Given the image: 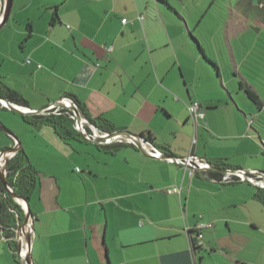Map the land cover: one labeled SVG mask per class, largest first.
I'll list each match as a JSON object with an SVG mask.
<instances>
[{"label": "crops", "instance_id": "obj_1", "mask_svg": "<svg viewBox=\"0 0 264 264\" xmlns=\"http://www.w3.org/2000/svg\"><path fill=\"white\" fill-rule=\"evenodd\" d=\"M188 1L13 0L0 29V80L23 107L76 98L92 118L150 138L160 152L261 172L264 80L240 59L247 44L235 45L249 28H192ZM245 14L228 19L249 24ZM196 103L204 118L193 122L188 106ZM0 125L17 134L38 171L28 199L34 264H264V191L253 185H223L210 171L192 173L134 147L111 154L82 137L64 141L7 108ZM14 142L0 136V150ZM198 224L211 227L193 251L186 228ZM6 245L0 236L8 257Z\"/></svg>", "mask_w": 264, "mask_h": 264}, {"label": "trees", "instance_id": "obj_2", "mask_svg": "<svg viewBox=\"0 0 264 264\" xmlns=\"http://www.w3.org/2000/svg\"><path fill=\"white\" fill-rule=\"evenodd\" d=\"M57 17L58 16L52 19V23L56 22ZM247 94L254 103L256 104L259 103V98L257 97L256 94H254L251 91H248ZM0 96L17 105L27 106V101L16 91H13L9 87H7L1 80H0ZM74 102L79 108L81 114L85 118H87L93 125H95L99 130L106 133H112L116 131V128L108 119H106L103 116L92 118L89 115V111L84 103H82L76 98L74 99ZM25 118L32 124L42 123L53 128L56 134L64 141L72 138L79 139V137H81V135L74 128V120L71 118V112L69 110H60L56 114H54L53 112H49L48 114L45 115H37L30 118L25 116ZM190 119L192 120L191 117ZM146 139L152 142L150 138H146ZM122 146L134 147L127 143H117V144L105 145L100 147L109 150L111 154H115V151ZM7 173H8L7 182L9 186L13 188L14 193L19 195V197L21 196L28 200L30 194H32L33 190L36 187L38 171L31 164L29 157L22 149L19 150V152L15 155V157L8 162ZM222 175H223L222 173L210 171L209 179L213 181L215 180L217 183H221L223 185H230L233 184L235 181L249 183L247 181H241L238 179H234L231 182L224 183L221 180ZM249 184L253 185L251 183ZM253 186L256 187L259 191H264L263 188L260 189V187L258 186L255 185ZM5 194H6V190L0 180V229L3 230L4 235L7 238V243L11 248V250L13 252H16L18 250V244L14 240L15 230L17 229L18 224L22 225V223H24L25 216L20 206L12 199V197L10 195L5 196ZM181 194L182 193H180L179 195L181 196ZM257 196H259L260 198L259 194H257ZM195 228L194 229L189 228L190 229L189 233L186 232L187 237L189 236V238L191 237L193 238L196 236V233L198 231L195 230ZM189 238L188 241L190 245ZM203 244L204 242L202 240V246H200L199 248L203 247ZM15 258L19 259L16 253H15Z\"/></svg>", "mask_w": 264, "mask_h": 264}, {"label": "rangeland", "instance_id": "obj_3", "mask_svg": "<svg viewBox=\"0 0 264 264\" xmlns=\"http://www.w3.org/2000/svg\"><path fill=\"white\" fill-rule=\"evenodd\" d=\"M188 4H189L188 6L190 8V11H192L191 12L192 17L195 19V20H188L187 19V22H189V24L192 28H194V26H198L197 24L199 22L201 24V26H200L201 28H205L208 30H215L216 28L219 29L220 26L222 28L223 27H231L230 25L239 27L241 29L242 28L243 29L249 28V32L247 33V37L246 38L242 37L240 39V41L235 42V45L239 46V45H243V44L246 45L247 44V48L244 50V52L246 53V56L244 58L243 57L240 58V56H239V58L241 60L247 61L246 65H247V67L249 65L251 71H252V64L251 63L253 62V69H254V73L252 72L253 77L258 81H260V78L262 80H264V69L262 66L263 64H261V63H264V0H191V1H188ZM234 12L238 13V14H242V12L251 13V15L245 14L247 17L250 18V23L249 24L244 23L242 25L239 20L234 22L233 18L228 19L232 14H234ZM201 19H202V21H201ZM224 19H225V21H224ZM142 20L143 19H141V21ZM230 31L231 30L229 29L228 33ZM229 34H226V35H229ZM244 34H246V33L244 32ZM240 54L241 53L239 52L238 55H240ZM257 85H258V87L262 86L261 90H259V91H264V85L263 84H257ZM8 128H10V127H8ZM74 128L77 131L76 127H74ZM1 131H0V136L5 137L6 134L3 131L2 132ZM258 141H259L260 146H263V149H264V145H263L264 143L261 144L260 140H258ZM111 144H114V143L111 142ZM111 144H109V145H111ZM99 145L105 146L104 144H99ZM8 148L9 147H6V149H8ZM6 149H3L1 147V150H6ZM125 151H127V148H120V150H119L120 154H118V157L122 161H125L126 160L125 158L127 157ZM3 156L1 157V159L3 158ZM263 162H264V159H263ZM120 164L123 165V167H125L126 171H129L130 173H132V170H130V165H128L126 163V166H124V164L121 162H120ZM103 167H104V165H103ZM106 169L107 168H105V170ZM258 169H259V171L264 172L263 169H261V168H258ZM234 170H243V169H234ZM207 171H208V169H207ZM226 171H227V169H226ZM225 173L226 172H224L222 174H225ZM260 179L261 178L255 177L256 182L257 181L259 182ZM263 181H264V179H263ZM260 189H262V188H260ZM17 231H18V229L15 231V237H16ZM0 236L2 237V235H0ZM24 238H26V237L24 236ZM3 240H5V239H3ZM5 242H6V240H5ZM6 246H7L8 252H9L7 254H8V257L11 260V262L9 261L8 257H5L4 255H0V264H6V262H7V264H25L24 260L21 261L20 258L19 259L15 258V253L17 255L18 250L16 252H13L8 247V245H6ZM22 250L24 252V248Z\"/></svg>", "mask_w": 264, "mask_h": 264}, {"label": "water", "instance_id": "obj_4", "mask_svg": "<svg viewBox=\"0 0 264 264\" xmlns=\"http://www.w3.org/2000/svg\"><path fill=\"white\" fill-rule=\"evenodd\" d=\"M13 4V0H6V7H5V13L3 16L2 21L0 22V29L5 26V24L8 21L9 15H10V11H11V7ZM66 99V98H65ZM72 101V103H70L69 105H63V101L62 99L58 100L57 102L49 105L47 108L42 109V110H32L29 108L23 109V106H19L17 104H14L12 102H10L9 100L3 98L2 96H0V103L4 104L10 111L20 114V115H24V116H34V115H42L44 114L46 111L49 110V108H56V109H65V110H69L70 112H72V114L75 116V126L77 127V131L79 132V128L83 122L84 117L82 116L81 112L79 111V108L77 107L76 103L74 102V100L70 99ZM22 107V108H21ZM94 128L97 130V127L94 126ZM0 129L6 133L7 135L13 137V139L15 140L14 145L11 148H8L4 151H6L8 153L5 161H4V165L2 170L0 171V180L5 188V190L11 195V197L13 199L16 198H21L24 203H25V207H23L26 211L25 213V219H24V223L22 226L19 227L16 237H17V244L19 248H22V232L23 229L25 227V225L30 221V219H32V213H31V208L29 205V201L23 197H19V195L15 194L13 191L8 190L9 189V185L7 182V177H6V169H7V164L9 162V160L11 159V157L13 156V154H16L20 148V141L17 137V135L12 132L11 130L7 129L5 126L0 125ZM80 134V132H79ZM81 135V134H80ZM81 137L84 139V137L81 135ZM115 137H123V138H127L129 140H133L137 146V148L139 149V151L141 152L142 155L152 158L148 152H146L142 145L146 142H149L148 139L133 134L131 132L128 131H115L112 133H106V136H94L93 139L87 140L91 143H94L96 145L98 144H102L103 141L105 140H112ZM173 158H177L175 156H171L168 155L166 153L160 152V158H157L158 160H169L171 161ZM207 169L208 171H212V172H220V173H224L226 172L225 169L219 168L215 165H213L212 163L207 162ZM235 171V170H234ZM248 171V170H245ZM262 173V172H261ZM32 228H33V223H32ZM32 233H33V229H32ZM32 233H28L25 237H26V244H27V248L28 250L24 253L22 259L24 260L25 264H33L32 258H31V249H32Z\"/></svg>", "mask_w": 264, "mask_h": 264}, {"label": "built area", "instance_id": "obj_5", "mask_svg": "<svg viewBox=\"0 0 264 264\" xmlns=\"http://www.w3.org/2000/svg\"><path fill=\"white\" fill-rule=\"evenodd\" d=\"M139 19H143V17H140ZM124 24L127 23V20L124 19L122 21ZM63 102L68 101L70 103H72V101L70 99H63ZM58 111V110H56ZM188 111L190 114V117L192 118L193 122L198 121L199 119L204 118V113L202 111V108L200 107V105L196 104H192L190 106H188ZM71 118L75 121V116L73 114H71ZM76 127V126H75ZM77 129V127H76ZM78 130V129H77ZM79 132L80 134L84 137L85 140H90L93 139L94 136L98 135V136H106V133L99 130V129H95L93 125H91V123L87 120V119H83V122L79 128ZM123 142V138L121 137H115L112 140H105L102 142V144L104 145H109L111 144V142ZM129 143H135L133 140H127ZM143 147L149 148V155L152 158H160V151L155 148L151 143L146 142ZM172 163L178 165V166H182L184 168H189V170L194 173V172H208L207 171V163L204 159L197 157L195 155H189L187 157H183V158H173ZM255 177L257 178H261L259 180V182L255 181ZM234 179H238L241 181H247L255 186H258L260 188H264V173L258 172V171H245V170H227L225 174H223L221 176V180L222 182H231ZM215 181V180H214ZM216 182V181H215ZM11 190V189H10ZM12 191V190H11ZM167 192L170 194H180L181 190L178 188H169L167 189ZM6 196V194H5ZM205 227H211L210 225H205V224H199L196 226L195 230H197L198 232L196 233V236L193 237L195 239H193L192 237L188 238L190 239V246H191V250L196 251L198 250V248L200 246H202V240H203V234L201 233L202 229ZM188 228H186V232L189 233ZM19 255L21 257H23V251L19 252Z\"/></svg>", "mask_w": 264, "mask_h": 264}, {"label": "clouds", "instance_id": "obj_6", "mask_svg": "<svg viewBox=\"0 0 264 264\" xmlns=\"http://www.w3.org/2000/svg\"><path fill=\"white\" fill-rule=\"evenodd\" d=\"M5 7H6V0H0V22H1L2 19H3L4 13H5ZM140 17H142V16H140ZM140 17H139V18H140ZM123 20H124V19H123ZM123 20H122V21H123ZM139 20H141V19H139ZM122 23H123V22H122ZM123 24H124V23H123ZM126 24H128V21H127ZM65 98H66V99H71V98H69V97H63L62 100L65 99ZM72 100H73V99H72ZM0 107H1V108H7V107H6L4 104H2V103H0ZM7 109H8V108H7ZM56 110H58V111H56ZM60 110H62V109L49 108V110L46 111V112L44 113V115H45V114H48L49 112H53L54 114H56V113H58ZM63 110H65V109H63ZM71 114H72V112H71ZM82 116H83V115H82ZM83 117H84V116H83ZM84 118H85V117H84ZM85 119H86V118H85ZM87 120H88V119H87ZM88 121H89V120H88ZM89 122H90V121H89ZM90 123H91V122H90ZM91 125H93V124L91 123ZM93 126H95V125H93ZM74 127H75V121H74ZM97 129H98V128H97ZM77 132H78V131H77ZM78 133H79V132H78ZM105 133H106V132H105ZM121 138H123V137H121ZM144 138H145V137H144ZM123 140H124V141L121 142V143H127V144H129V145H132V146H134V147L139 151V149L137 148V146H136L135 143H134V144H133V143H129V142L127 141V140H128L127 138H123ZM113 143H114V144H117V143H120V142H116V141H114ZM149 143H151V142L149 141ZM144 144H145V143H144ZM144 144H143V145H144ZM151 144H152V143H151ZM143 145H142V147H143ZM152 145H153V144H152ZM153 146H154V145H153ZM154 147H155V146H154ZM155 148H156V147H155ZM2 151H4V150H2ZM0 152H1V150H0ZM18 152H19V151H18ZM18 152H17V153H18ZM17 153H16V154H17ZM16 154H13V156L11 157V159H13V158L15 157ZM177 158H178V157H177ZM11 159H10V160H11ZM152 159H156V158H152ZM10 160H9V161H10ZM7 174H8V173H7V169H6V177H7ZM8 185H9V184H8ZM9 188L13 191V188H12V187L9 186ZM13 192H14V191H13ZM6 195H10V194L6 191ZM10 196H11V195H10ZM12 199H13V198H12ZM13 200H14V199H13ZM14 201H15V200H14ZM15 202H16V201H15ZM16 203L20 206V208L22 209L23 213L25 214L26 211H25V209L23 208L24 206L21 205L19 202H16ZM31 213H32V212H31ZM24 216H25V215H24ZM24 219H25V218H24ZM30 221L34 224L33 214H32V219H30ZM22 225H23V224H22ZM22 225H19V224H18L17 229H19V227L22 226ZM17 229H16V230H17ZM16 230H15V231H16ZM0 234L2 235V238L5 239V240L7 241V238H5V236H4V232H3V230H1V229H0ZM32 234H33V233H32ZM22 238H23V240H24V244H25V246H26V251H27L28 248H27V244H26V238H24V237H22ZM14 240L17 242V237H15ZM22 249H23V246H22V248H19V247H18V251H17L18 258H20L21 261H22L23 259H22V257L19 255V252H20V251H23ZM23 255H24V253H23Z\"/></svg>", "mask_w": 264, "mask_h": 264}, {"label": "bare ground", "instance_id": "obj_7", "mask_svg": "<svg viewBox=\"0 0 264 264\" xmlns=\"http://www.w3.org/2000/svg\"><path fill=\"white\" fill-rule=\"evenodd\" d=\"M70 104V102H68V101H65L64 103H63V105H69ZM20 106V105H19ZM22 108V107H21ZM23 109H25V107L23 108ZM190 115V114H189ZM143 149L146 151V152H148L149 151V148H144L143 147ZM4 155V156H3ZM7 155H8V153L6 152V151H1L0 152V171L2 170V168H3V165H4V161H5V159H6V157H7ZM3 156V158L1 159V157ZM8 190H10V188L8 189ZM16 202H19L21 205H23L24 207H25V203H24V201L22 200V199H20V198H16V199H14ZM32 222L31 221H29L26 225H25V227H24V229H23V232H22V234H21V236L22 237H24V236H26L28 233H32ZM22 240V243H23V248H24V252L23 253H25L26 252V246H25V244H24V240H23V238L21 239ZM33 240V239H32Z\"/></svg>", "mask_w": 264, "mask_h": 264}]
</instances>
